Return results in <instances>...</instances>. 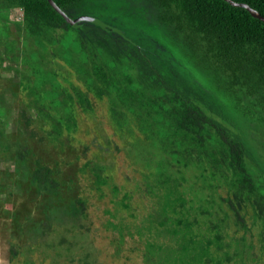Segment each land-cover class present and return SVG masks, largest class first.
I'll return each mask as SVG.
<instances>
[{
	"label": "rangeland",
	"instance_id": "374dc122",
	"mask_svg": "<svg viewBox=\"0 0 264 264\" xmlns=\"http://www.w3.org/2000/svg\"><path fill=\"white\" fill-rule=\"evenodd\" d=\"M82 14L131 37L148 34L178 69L205 82L143 0H81L72 17ZM72 31L43 27L29 36L20 8L0 0V264H82L83 254L88 264H146L143 241L167 239L148 227L164 189L183 199L181 216L196 219L194 233L216 232L229 244L231 258L223 261L212 238L209 264H264L250 206L240 205L242 226L228 206L229 173L197 157L168 126L160 124L170 139L159 135L156 113L116 108L98 96L83 80L87 65L64 43L73 41ZM83 95L87 103L78 100ZM36 161L51 170L55 189L29 182ZM43 222L49 230L41 235Z\"/></svg>",
	"mask_w": 264,
	"mask_h": 264
},
{
	"label": "trees",
	"instance_id": "16d2710c",
	"mask_svg": "<svg viewBox=\"0 0 264 264\" xmlns=\"http://www.w3.org/2000/svg\"><path fill=\"white\" fill-rule=\"evenodd\" d=\"M6 1L20 8L22 27L29 36L40 34L43 27L73 30V41L64 43L73 44L81 63L87 65L83 71L90 76L83 80L95 85L98 96H107L116 108L156 113L158 119L152 124L159 135L170 139V129L181 140L187 138L194 146L191 152L204 155L212 168L218 167L217 172L229 173L232 197L227 201L236 223L243 225L239 208L247 203L264 245V21L224 0H143L184 60L202 73V83L191 69H178L171 53L148 34L131 37L120 30V35L89 22L72 27L46 0ZM52 1L73 18L81 0ZM232 1L246 4L264 17V0ZM78 100L87 103L84 95ZM14 152L21 160V150ZM50 172L36 161L29 182L41 190L55 189ZM78 204L82 211L83 202ZM181 208L183 199L164 189L148 227L167 239L143 241V261L209 264L212 238L222 260L229 261V244L216 232L194 233L196 219L181 216L187 212ZM48 230L49 223L43 222L36 233L44 235ZM9 252L14 257L12 244ZM86 257L82 255V264H88Z\"/></svg>",
	"mask_w": 264,
	"mask_h": 264
},
{
	"label": "water",
	"instance_id": "95a60500",
	"mask_svg": "<svg viewBox=\"0 0 264 264\" xmlns=\"http://www.w3.org/2000/svg\"><path fill=\"white\" fill-rule=\"evenodd\" d=\"M46 1L52 7V9L56 13H58L68 25H70L72 27L75 26L79 22H89V23L99 27L102 30L122 35L121 31L118 28L110 26L108 24H105L94 16L82 14V15H78V16L71 18V17L67 16L52 0H46ZM224 1L228 2L229 4H231L233 6L243 7L249 12V14L252 17H255L261 21H264L263 16L259 15L255 10H253L252 8L247 6L246 4L236 3V2H233L232 0H224Z\"/></svg>",
	"mask_w": 264,
	"mask_h": 264
}]
</instances>
